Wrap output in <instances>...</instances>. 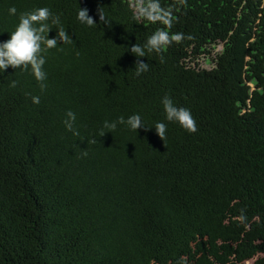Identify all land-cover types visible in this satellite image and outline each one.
<instances>
[{"label": "trees", "instance_id": "1", "mask_svg": "<svg viewBox=\"0 0 264 264\" xmlns=\"http://www.w3.org/2000/svg\"><path fill=\"white\" fill-rule=\"evenodd\" d=\"M137 2L0 0V42L39 7L71 40L42 53L43 91L30 69L0 70V264H264V0H159L170 26L136 20ZM157 29L185 38L136 76L129 49ZM165 94L196 133L166 120ZM135 113L147 127L100 135Z\"/></svg>", "mask_w": 264, "mask_h": 264}, {"label": "clouds", "instance_id": "2", "mask_svg": "<svg viewBox=\"0 0 264 264\" xmlns=\"http://www.w3.org/2000/svg\"><path fill=\"white\" fill-rule=\"evenodd\" d=\"M9 13L15 15L17 9L12 7L9 9ZM134 18L136 20L146 19L152 23L162 22L169 26L171 24L170 12L160 7L159 0H138L137 6L134 8ZM77 20L88 27H93L97 23L89 15L87 8L79 9ZM99 20L108 27H111V21L106 18L101 9H99ZM18 21L15 30L11 32V38L0 42V70H6L9 66L14 69H30L35 79L40 83V88L43 91L47 87L44 83L47 75L43 70L46 59L42 53L48 49L55 48L60 41L70 43L71 40L68 33L60 26V16L54 15L50 8L39 7L31 11L22 12L18 17ZM50 25L56 26L58 29V34L55 38H49V32L53 28ZM184 38L183 33L170 34L168 31L157 29L147 37L143 45L132 44L129 50L137 57L134 68L135 75L140 76L149 70V64L139 59L140 57H146L147 54L153 52L160 54L166 47L173 43H180ZM188 38L190 39L191 37ZM161 63H163L162 56ZM10 86L16 87L17 81H11ZM32 101L38 104L40 99L38 96H33ZM161 104L168 122L177 123L189 134H194L199 130L191 110L184 106H177L169 94H165L162 97ZM66 117L64 124L68 131H73V123L76 119L75 113L68 110ZM118 124H123L134 132L141 127H147L142 121L141 116L135 113L127 119L124 116H120L116 121H104L100 135L103 136L105 134L103 129L114 132ZM154 127L158 136L165 142L167 124L156 122ZM74 134L78 135L77 132H74ZM89 142L95 143V139ZM83 155L86 156L87 152L85 151Z\"/></svg>", "mask_w": 264, "mask_h": 264}, {"label": "rangeland", "instance_id": "3", "mask_svg": "<svg viewBox=\"0 0 264 264\" xmlns=\"http://www.w3.org/2000/svg\"><path fill=\"white\" fill-rule=\"evenodd\" d=\"M222 50V44L215 45L211 55L202 54L197 57V61L202 68H213L215 66L216 54Z\"/></svg>", "mask_w": 264, "mask_h": 264}]
</instances>
